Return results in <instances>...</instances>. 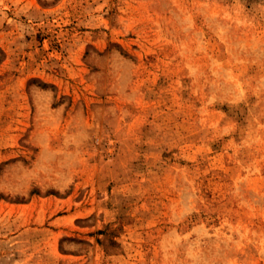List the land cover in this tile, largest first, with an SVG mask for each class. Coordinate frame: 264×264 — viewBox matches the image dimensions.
Returning <instances> with one entry per match:
<instances>
[{
	"label": "rangeland",
	"instance_id": "1",
	"mask_svg": "<svg viewBox=\"0 0 264 264\" xmlns=\"http://www.w3.org/2000/svg\"><path fill=\"white\" fill-rule=\"evenodd\" d=\"M0 264H264V0H0Z\"/></svg>",
	"mask_w": 264,
	"mask_h": 264
}]
</instances>
